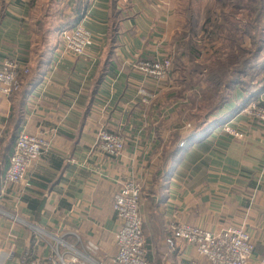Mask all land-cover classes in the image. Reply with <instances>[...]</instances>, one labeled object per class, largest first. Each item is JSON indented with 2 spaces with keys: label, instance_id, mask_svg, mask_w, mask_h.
Here are the masks:
<instances>
[{
  "label": "crops",
  "instance_id": "crops-1",
  "mask_svg": "<svg viewBox=\"0 0 264 264\" xmlns=\"http://www.w3.org/2000/svg\"><path fill=\"white\" fill-rule=\"evenodd\" d=\"M180 3L88 0L79 24L95 44L76 57L63 52L59 34L73 15V0H0V69L9 59L30 68L21 84L27 95H0V127L18 124L20 133L51 140L20 185L5 184L9 166L0 151V264H17L27 253L46 263L58 240L77 250L94 242L100 248L94 258L110 264L121 228L114 197L129 180L142 189L150 264L202 260L192 245L167 246L176 222L215 233L244 227L255 245L251 264L264 263V123L245 112L247 94L238 89L213 117L223 122L206 140L209 150L186 143L165 180V153L175 135L184 141L190 132L184 112L190 101L170 78L143 103L138 91L155 88L134 63L169 57ZM258 100L264 103V94ZM226 124L244 138L223 131ZM103 129L125 140L120 156L99 149Z\"/></svg>",
  "mask_w": 264,
  "mask_h": 264
},
{
  "label": "built area",
  "instance_id": "built-area-1",
  "mask_svg": "<svg viewBox=\"0 0 264 264\" xmlns=\"http://www.w3.org/2000/svg\"><path fill=\"white\" fill-rule=\"evenodd\" d=\"M63 52L76 57H84L95 44L94 36L79 24L60 33ZM134 70L152 83L155 89L141 88L138 95L143 103H149L169 81L173 70L170 57L140 59L134 63ZM30 74V68L18 59L6 60L0 69V95L12 97L21 88L22 80ZM253 103L246 113L264 123V105ZM185 128L193 127L187 123ZM227 134L242 139L245 134L233 129L229 124L223 128ZM4 129L0 127V142ZM99 149L110 157H118L125 150V140L117 134L101 130L97 136ZM185 142L180 144L181 147ZM51 140L45 134H31L22 131L11 157L10 167L5 177L6 185H20L27 179L29 168L50 150ZM141 187L134 181L125 182L114 197L113 209L121 221V228L116 234L117 254L110 259V264H150L146 259V239L141 215ZM171 235L166 239L167 246L175 250L179 242L192 245L202 259L192 260L189 264H251L255 245L250 233L244 227H228L217 233L189 224L173 223ZM57 248L45 262L25 254L17 264H100L95 258L100 248L94 242H88L85 249L77 250L63 240H58ZM63 246L64 250H61ZM264 264V263H263Z\"/></svg>",
  "mask_w": 264,
  "mask_h": 264
},
{
  "label": "trees",
  "instance_id": "trees-1",
  "mask_svg": "<svg viewBox=\"0 0 264 264\" xmlns=\"http://www.w3.org/2000/svg\"><path fill=\"white\" fill-rule=\"evenodd\" d=\"M73 3V15L68 19H64L65 22L59 28V34L66 29L77 26L86 14L88 0H73ZM253 3H255L257 7L249 10L252 23L248 20L244 23L242 28L232 21V17H238L237 13L230 14L231 11H228V8L237 10V6L234 5L232 0H215L214 4L203 14L201 24L198 23L194 16L191 17V23L187 28L182 33L178 32L174 38V50L169 55V57L174 60L170 78L178 82L179 80L176 79V73L179 72L181 74V71L186 72L187 69H190L191 74L204 76L207 88L198 95L196 86H187V83L192 82V80L184 77V75H182L183 73L181 74L183 76V81L180 83L181 89L179 91V96L188 98L191 105L195 102L190 98H197L202 102L204 107H202L200 103L199 105H193V107L190 104L184 107L186 108L184 112L187 116V120L192 123L193 128L189 130V134L185 137V145L183 147L180 146V142L183 140L181 137L175 135L173 140L174 145L171 150L165 153L164 166L168 168L165 180L173 167L181 161L180 157L182 153L186 151L187 144H189L187 146L189 147L190 145L198 143L197 145H201L203 151L209 147V142L206 140L214 129L220 127V123L223 122V120L220 119L222 116H219L220 118L213 117L230 102L236 91L239 89L245 94L248 92L244 78L248 77V67L251 64L252 55L257 52L260 53L262 50L260 49L261 47H259L255 52L252 47L256 45L257 38L264 28L263 0H253ZM238 8L242 9V7ZM201 38H208L212 44L223 39L230 43L232 45L230 50H232L231 53L233 54L228 55L230 56L229 62L227 64L218 63L216 68H208L199 63L204 54V50H202L199 43ZM216 54L220 56V53ZM188 64L191 68H188ZM21 89L22 88L11 97L12 100H14L18 94L21 97L27 95L28 87L25 91ZM247 101L249 100L247 99ZM202 112H204V117L195 123V119L199 117ZM18 126V124H14L4 129L3 138L0 142V151L6 156L5 160L8 161L9 167L11 157L15 151L16 140L20 134V132H18ZM208 150L209 148L207 151Z\"/></svg>",
  "mask_w": 264,
  "mask_h": 264
},
{
  "label": "rangeland",
  "instance_id": "rangeland-1",
  "mask_svg": "<svg viewBox=\"0 0 264 264\" xmlns=\"http://www.w3.org/2000/svg\"><path fill=\"white\" fill-rule=\"evenodd\" d=\"M215 0H181V3L179 7H183V10H179V15L177 20L173 22V25L179 29V33H182L187 26L191 23L192 18L195 17V19L198 21L199 24H201V21L203 19V14L206 13V10H208L213 4ZM234 5L237 6V10H231V8H228V11H231L230 14L232 13H237L238 17H232V21L234 24L238 25L239 27H243L244 23L247 22L248 20L251 21V16L249 14L250 9H255L257 5L253 3V0H232ZM240 5V6H239ZM262 5L264 6V0ZM242 7V9L238 8ZM240 13V14H239ZM249 15V16H248ZM241 21V22H240ZM261 34H259L257 38L256 45L253 46L252 48L255 50V52L258 50L259 47L262 49L260 53H254L252 55V60L251 64L248 67V77L244 78L245 81V86L248 89V92L246 93L248 95V100L246 104V109H248L253 103H258L259 97L261 94H264V28L261 30ZM178 33V32H177ZM174 35V38L176 34ZM174 43V42H173ZM200 46L202 50H204V54L202 56V59L200 60L199 63H201L203 66H206L208 68H216L218 63H223L227 64L229 62V54L232 55L231 53V44L226 42L225 39L223 40H218L216 43H210L208 38H201L199 40ZM174 50V48H173ZM173 52V51H172ZM216 53H220V56H217ZM220 59V60H218ZM172 65H173V59L171 58ZM188 68H191V66L188 64ZM182 75L184 77H187L192 80V82L187 83V86H196L198 89L197 93L198 95L201 94V92L205 91L207 88V84L205 82V78L203 75L197 76L196 74H191L190 69H187L185 71H181ZM179 72L176 73V79L179 80L178 82H175V85L181 89L180 83H182V75ZM200 92V93H199ZM194 104H190L192 107L193 105H200L204 107L202 102H200L197 98L194 99V97L190 98ZM264 103L261 102V104L258 105V107H263ZM204 111V108H203ZM204 117V112L199 115L195 119V123H197L199 120H201ZM194 122V121H193ZM192 125V123L190 122ZM193 127V125H192ZM141 194H142V189H141ZM66 241V240H64ZM63 241V242H64ZM67 243H73L72 241L68 240L66 241ZM79 250L82 249V247L77 246ZM82 251V250H81ZM96 258V256L94 255Z\"/></svg>",
  "mask_w": 264,
  "mask_h": 264
}]
</instances>
